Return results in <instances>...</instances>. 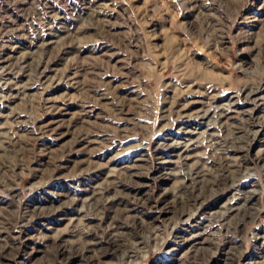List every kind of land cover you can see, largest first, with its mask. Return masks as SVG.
I'll list each match as a JSON object with an SVG mask.
<instances>
[{
	"label": "rangeland",
	"instance_id": "374dc122",
	"mask_svg": "<svg viewBox=\"0 0 264 264\" xmlns=\"http://www.w3.org/2000/svg\"><path fill=\"white\" fill-rule=\"evenodd\" d=\"M0 264H264V0H0Z\"/></svg>",
	"mask_w": 264,
	"mask_h": 264
}]
</instances>
